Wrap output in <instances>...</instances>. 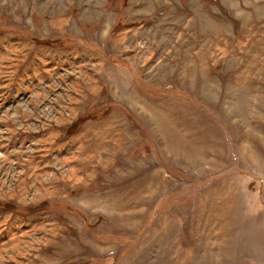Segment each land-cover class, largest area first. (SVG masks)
<instances>
[{"label": "rangeland", "instance_id": "obj_1", "mask_svg": "<svg viewBox=\"0 0 264 264\" xmlns=\"http://www.w3.org/2000/svg\"><path fill=\"white\" fill-rule=\"evenodd\" d=\"M0 264H264V0H0Z\"/></svg>", "mask_w": 264, "mask_h": 264}, {"label": "trees", "instance_id": "obj_2", "mask_svg": "<svg viewBox=\"0 0 264 264\" xmlns=\"http://www.w3.org/2000/svg\"><path fill=\"white\" fill-rule=\"evenodd\" d=\"M117 27H119V23H116L114 25L113 30L116 29ZM55 40H57V39H44V40H42V39H35V38H33V41H34L35 44H37V45H39V44L40 45H47V46L50 45L51 42L53 44H56V42H58V41H55Z\"/></svg>", "mask_w": 264, "mask_h": 264}]
</instances>
